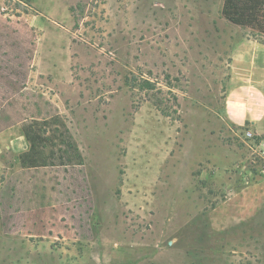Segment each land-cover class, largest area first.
I'll return each instance as SVG.
<instances>
[{
    "label": "rangeland",
    "instance_id": "374dc122",
    "mask_svg": "<svg viewBox=\"0 0 264 264\" xmlns=\"http://www.w3.org/2000/svg\"><path fill=\"white\" fill-rule=\"evenodd\" d=\"M223 3L0 0V264H264V131L226 111L264 34ZM34 123L65 161L21 167Z\"/></svg>",
    "mask_w": 264,
    "mask_h": 264
},
{
    "label": "crops",
    "instance_id": "0c3cea01",
    "mask_svg": "<svg viewBox=\"0 0 264 264\" xmlns=\"http://www.w3.org/2000/svg\"><path fill=\"white\" fill-rule=\"evenodd\" d=\"M235 86L227 97L232 124L264 131V42L250 40L232 60Z\"/></svg>",
    "mask_w": 264,
    "mask_h": 264
},
{
    "label": "trees",
    "instance_id": "16d2710c",
    "mask_svg": "<svg viewBox=\"0 0 264 264\" xmlns=\"http://www.w3.org/2000/svg\"><path fill=\"white\" fill-rule=\"evenodd\" d=\"M223 17L234 25L248 27L264 34V0H224L222 8ZM43 123V122H41ZM42 124H29L23 128V135L30 144L28 152L19 155V161L22 168H38L53 165L57 158L65 161L63 155H56L54 149L57 145L58 136L53 134L48 136L42 129ZM63 143L69 149L76 151L77 157L78 146L69 132H62ZM51 147L50 153L46 155V149ZM57 157V158H56Z\"/></svg>",
    "mask_w": 264,
    "mask_h": 264
},
{
    "label": "built area",
    "instance_id": "2783aa9c",
    "mask_svg": "<svg viewBox=\"0 0 264 264\" xmlns=\"http://www.w3.org/2000/svg\"><path fill=\"white\" fill-rule=\"evenodd\" d=\"M246 137L248 140L255 139V133L253 131H247ZM260 153L262 158L264 159V141L260 144Z\"/></svg>",
    "mask_w": 264,
    "mask_h": 264
}]
</instances>
